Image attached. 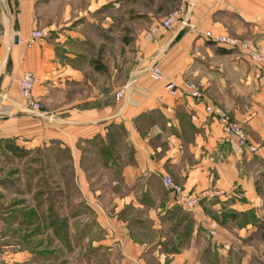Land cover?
I'll return each instance as SVG.
<instances>
[{
    "label": "crops",
    "instance_id": "obj_1",
    "mask_svg": "<svg viewBox=\"0 0 264 264\" xmlns=\"http://www.w3.org/2000/svg\"><path fill=\"white\" fill-rule=\"evenodd\" d=\"M17 1V32L8 33L10 58L0 86V109L6 106L10 115L0 119V140L15 137L22 146L34 148L59 144L77 162L87 158V146L107 148L98 151L105 152L115 192L103 207L87 193L86 181L83 189L105 231L104 245L118 259L115 264H232L235 256H240L239 263L250 264L253 247L220 225L214 229L208 213L228 210L236 219L252 205H261L264 78L248 56L221 49L204 36L209 31L230 34L264 47V0H187L192 29L177 27L164 32L156 44L142 42L139 69L129 74L135 84L120 100L115 94L125 84L119 80L122 74L99 71L109 79L105 87L95 88L77 61H84L86 34H102L117 24L114 19L97 22L89 9L75 10L68 2L47 28L50 38L30 47L33 30L42 24L38 5L51 0ZM156 62L162 81L145 72ZM25 73L41 81L34 90L42 104L40 117L21 95L19 81ZM169 82L175 85L173 94L166 90ZM186 82L202 87L203 98L192 97ZM206 106L226 110L245 127L257 151L240 148L207 114ZM165 177L189 191H205L206 200L194 210L180 209ZM32 256L7 244L0 264H29Z\"/></svg>",
    "mask_w": 264,
    "mask_h": 264
},
{
    "label": "rangeland",
    "instance_id": "obj_2",
    "mask_svg": "<svg viewBox=\"0 0 264 264\" xmlns=\"http://www.w3.org/2000/svg\"><path fill=\"white\" fill-rule=\"evenodd\" d=\"M68 2L74 5L75 10L89 9L90 15L97 22L111 17L117 23L102 34H98V30L88 32L86 35L89 40L84 49V61L77 60L82 64L80 70L95 88L105 87L109 79L100 75L99 71H117L122 74L119 80L125 84L116 92V100H120L125 90L135 84V79L129 78V74L139 69L137 56L141 51V43L153 45L162 37L161 35L155 39L152 26L179 9L186 13L192 9L187 0H51L38 5L42 7V24L41 29H35L33 32L47 33L48 36L44 39L50 38L51 32L47 28L55 23L58 14ZM114 6L119 8L115 11ZM17 7H20L17 0H0V86L10 58L6 46L8 33L14 32L15 35L17 32L14 16ZM99 7V11L95 10ZM189 29L192 28L187 27L181 31ZM211 33L219 38L246 41L256 57L264 61V47L256 45L253 41L230 34ZM148 35L152 36L147 38ZM39 41L31 44L30 40V47ZM241 53L256 63L264 78V65L259 64L248 53ZM88 58L91 59V65ZM156 70L161 72L159 62L150 63L145 68L152 80L162 81V72L161 78L155 79L153 73ZM35 79L38 82L36 88L41 81L36 77ZM186 85L204 95L202 87L194 82H186ZM63 98L65 101V97ZM36 101L40 106V114L34 115L40 117L43 115L42 104L40 100ZM218 109L229 117L234 125L239 126L249 140L245 127L232 120L226 110ZM18 142L15 137L0 140V254L3 246L9 244L32 253V261L29 264H115L118 259L110 256L105 247V231L100 225L96 209L84 196L86 192L83 189V181H86L90 191L87 193H91L103 207L115 192L110 185L112 176L109 175L105 164V152L101 154L98 151H106L107 148L87 146L83 149L87 158L83 157L77 162L73 160L71 153L59 144L52 143L34 148L22 146ZM254 148L257 151V147ZM91 153L95 154L96 158L91 159ZM174 185L185 196L196 199L197 202L188 207L189 210H194L200 206L201 201L206 200L205 191L197 193L175 183ZM218 195L221 193L218 192ZM210 213L208 215L214 219L211 224L214 229L218 230L220 225L221 229L233 232L242 244L253 247L256 254L250 252V264H264L261 261L264 260V196L258 208L252 205L251 211L246 215L237 216L236 219L228 210ZM110 257L112 260L115 258V261H110ZM239 262L240 256H235L232 264H241Z\"/></svg>",
    "mask_w": 264,
    "mask_h": 264
},
{
    "label": "built area",
    "instance_id": "obj_3",
    "mask_svg": "<svg viewBox=\"0 0 264 264\" xmlns=\"http://www.w3.org/2000/svg\"><path fill=\"white\" fill-rule=\"evenodd\" d=\"M189 12H184L183 10L179 9L174 13L170 14L167 18L162 20L160 23H157L152 26V30L155 33V39L159 36L163 35L164 32L172 30L176 27H180L181 30L187 29V27H191L189 25ZM179 25V26H178ZM192 28V27H191ZM48 36L47 33H41L40 31H34L32 33L31 44L34 42L44 39ZM152 35H148L147 38H150ZM205 38L208 42L214 43L217 47L225 49V50H237L240 52H246L250 56H252L259 64L264 65V61H260L258 57H256L254 50L251 48L250 45L246 41L237 39V38H219L218 36L213 35L211 32H207ZM250 46V48H249ZM155 79L161 78V72L159 70L154 71L153 73ZM37 80L35 77L30 74L26 73L19 81L20 92L24 100L29 104L31 108V112L33 114H40V106L36 98L34 97L33 90L37 85ZM174 85H167L166 90L170 93H174ZM191 92V96L194 97L196 100H200L203 98V94L199 92L197 89H193L189 86ZM206 112L212 117L219 121V123L223 126L225 134L228 136H234L236 138L237 145L240 148H246L250 152L254 153L256 150L254 146L249 144L248 139L244 132L242 131L239 126L234 125L229 117H227L220 109H216L212 106H206ZM10 115V110L6 109V106L0 109V119L7 118ZM164 184L166 188L170 191V194L173 197L175 206L179 207L182 210L189 211L188 207L194 205L197 201L196 199H191L185 196L182 191L176 187L171 178L165 177ZM211 198H215L216 194L210 196Z\"/></svg>",
    "mask_w": 264,
    "mask_h": 264
},
{
    "label": "water",
    "instance_id": "obj_4",
    "mask_svg": "<svg viewBox=\"0 0 264 264\" xmlns=\"http://www.w3.org/2000/svg\"><path fill=\"white\" fill-rule=\"evenodd\" d=\"M14 42L17 44L18 43V37L16 36L14 39Z\"/></svg>",
    "mask_w": 264,
    "mask_h": 264
}]
</instances>
